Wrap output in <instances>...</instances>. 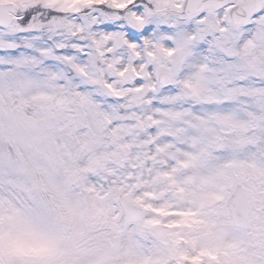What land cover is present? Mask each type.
<instances>
[{"label": "snow or ice", "instance_id": "6c2138e0", "mask_svg": "<svg viewBox=\"0 0 264 264\" xmlns=\"http://www.w3.org/2000/svg\"><path fill=\"white\" fill-rule=\"evenodd\" d=\"M73 90L89 131L71 164H61L56 141L75 130L63 124ZM29 94L40 109L31 117ZM133 94L149 98L157 114L166 104L189 105L172 115L191 116L203 129L206 142L194 140L193 159L210 172L202 183L216 181L214 195L179 189L186 206L163 208L126 189L89 186L94 173L111 171L117 153L107 151L106 138L127 119L123 102ZM250 102L248 115L264 114V0H13L7 7L0 0V264H62L73 221L110 227L112 252L97 264H151L140 238L161 226L208 240L195 254L174 250L176 264H264V247L241 255L220 243L235 184L229 169L240 154L225 129L245 119L237 106ZM148 119L150 134L160 121ZM148 143L158 147L155 138ZM81 152L86 168L77 167ZM244 200L241 192L235 203Z\"/></svg>", "mask_w": 264, "mask_h": 264}, {"label": "rangeland", "instance_id": "374dc122", "mask_svg": "<svg viewBox=\"0 0 264 264\" xmlns=\"http://www.w3.org/2000/svg\"><path fill=\"white\" fill-rule=\"evenodd\" d=\"M8 1L13 0H3ZM31 95L25 98V111L30 117L40 110L38 102L32 100ZM68 95L70 99L64 105L63 124L70 131L75 130L71 136L57 138V157L61 164H71L76 157L78 142L89 131L84 126L88 119L83 110L72 102L74 90ZM148 99L139 94L125 99L122 115L127 119L120 121L121 128L115 135L109 132L106 138L107 151L117 153L111 158V171L94 173L88 181L89 186L94 185L97 190L103 189L105 194L126 189L133 198L143 197L145 203L150 202L154 207L163 208L186 206L180 199L182 193L179 189L190 191L196 198L211 197L216 193L217 183L211 179L202 183L201 179L210 177V172L198 171L197 162L193 159L194 140L198 143L206 142L203 129L193 126L199 122L191 116L176 118L172 115L177 111L183 112L189 105L166 104L162 113L157 114ZM252 106L251 102L239 104L237 107L245 119L238 121L235 127L225 129L226 139L235 142L240 152L239 156L233 158L234 163L229 173L235 179V184L242 183L248 192L251 214L248 224L237 228L230 218L225 200L228 215L224 217L225 226L220 243L228 247L234 246V250L241 255L264 247V114L248 115ZM195 107L199 110L200 106ZM163 112L169 114L163 115ZM149 116L160 121L150 134L147 133V127L152 123ZM240 124L246 127L241 128ZM168 133L172 134L170 138ZM210 135L211 133L207 134ZM154 138L158 141V147L148 143ZM0 147H3L2 142ZM20 151L24 152L23 147ZM27 155L25 152L26 157ZM173 157L176 158L175 162ZM79 159L83 164H78L77 167L86 168L87 154L81 152ZM183 180L192 183L188 185ZM146 193H152L153 197L150 199ZM175 219L161 217L162 221L169 223ZM109 232L110 227L104 223L88 225L78 221L71 222L64 234L62 264H97L103 254L112 252ZM140 245L139 251L151 257V264H176L172 259L174 250L195 254L193 249L198 251L207 247L208 240L201 233L193 234V229L188 227L165 229L161 226L153 234L141 237ZM117 264H123V261L118 260Z\"/></svg>", "mask_w": 264, "mask_h": 264}, {"label": "water", "instance_id": "95a60500", "mask_svg": "<svg viewBox=\"0 0 264 264\" xmlns=\"http://www.w3.org/2000/svg\"><path fill=\"white\" fill-rule=\"evenodd\" d=\"M11 4L12 2L3 3L5 7L10 6ZM241 192L246 194V200H244L240 205H237L235 202L240 199ZM229 197L230 198L227 199V205L229 207L232 220L239 227L245 226L251 212V206L249 196L245 191L244 186L241 183H237Z\"/></svg>", "mask_w": 264, "mask_h": 264}]
</instances>
